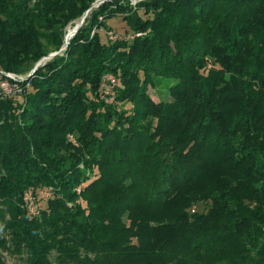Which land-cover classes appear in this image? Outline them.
<instances>
[{
    "label": "trees",
    "instance_id": "obj_1",
    "mask_svg": "<svg viewBox=\"0 0 264 264\" xmlns=\"http://www.w3.org/2000/svg\"><path fill=\"white\" fill-rule=\"evenodd\" d=\"M96 1L0 0V264H264V0Z\"/></svg>",
    "mask_w": 264,
    "mask_h": 264
},
{
    "label": "rangeland",
    "instance_id": "obj_2",
    "mask_svg": "<svg viewBox=\"0 0 264 264\" xmlns=\"http://www.w3.org/2000/svg\"><path fill=\"white\" fill-rule=\"evenodd\" d=\"M134 5H136V3L140 0H130ZM108 24L112 27V30H106V29H100V33L102 35L103 40L107 41L108 38L111 40H116L118 38H121L122 36H126V31L125 28H127L126 23L120 18H113L111 20L108 21ZM130 29V28H128ZM111 36H115L116 39H112ZM128 36V35H127ZM128 38V37H126ZM12 75V74H11ZM29 74H27L28 76ZM105 76H109L111 79H104L105 83H104V96L103 98L105 99V101L108 104L114 103L115 101V97L113 95V86L116 84V80L112 81V79H115L113 77H111L109 74H105ZM12 77H14L13 79H18L19 77H17L16 75H13ZM20 78H24L22 76H20ZM168 83V81H162V82H157L155 87H150V95L153 97V99L155 101H159L160 97H161V92H166V87L165 85ZM105 86H110V90L111 92L109 94H107V92H105ZM16 86L12 85L10 82L6 81V80H0V91H4L5 93H11V92H17L19 90H16ZM108 89V88H107ZM18 99L20 101L23 100V98L21 96H18ZM130 106V105H129ZM72 136L70 135V140H72ZM44 203V202H43ZM42 203V204H43ZM9 262H13L14 259L11 257L7 258Z\"/></svg>",
    "mask_w": 264,
    "mask_h": 264
},
{
    "label": "built area",
    "instance_id": "obj_3",
    "mask_svg": "<svg viewBox=\"0 0 264 264\" xmlns=\"http://www.w3.org/2000/svg\"><path fill=\"white\" fill-rule=\"evenodd\" d=\"M111 37H112V39H116L115 36H111ZM10 76L12 77L13 75L10 74ZM12 78H14V77H12ZM104 79L106 80V79H111V78L109 76H105ZM112 81H115V79H112ZM109 87L105 86V92H107V94H109L111 92ZM44 193L48 197L51 195V192L48 188L44 189ZM26 206H27V208L31 214L37 215L39 213V205L37 204L34 196L29 194V193L26 195Z\"/></svg>",
    "mask_w": 264,
    "mask_h": 264
},
{
    "label": "water",
    "instance_id": "obj_4",
    "mask_svg": "<svg viewBox=\"0 0 264 264\" xmlns=\"http://www.w3.org/2000/svg\"><path fill=\"white\" fill-rule=\"evenodd\" d=\"M105 1H106V0H97V1L93 4V6H99L101 3L105 2ZM93 6H92V7H93ZM88 12H89V11H87V12L84 14V16L82 17L81 21L78 23L77 28H76V32H77L78 29L81 27V25L84 23L85 18H86V16H87ZM70 39H71V38H69L68 36H66V46L63 47L60 51H58V52H54V53H51L50 55H48L47 57H45V58H43L41 61H39V62L37 63V65H36L35 69L33 70V72L38 68L39 65L42 64V61H44V60H46V59H50V58H52V57L58 55L59 53L63 52L65 49H67V47H68V45H69V43H70ZM8 75L10 76V74H8Z\"/></svg>",
    "mask_w": 264,
    "mask_h": 264
},
{
    "label": "bare ground",
    "instance_id": "obj_5",
    "mask_svg": "<svg viewBox=\"0 0 264 264\" xmlns=\"http://www.w3.org/2000/svg\"><path fill=\"white\" fill-rule=\"evenodd\" d=\"M80 21H78L76 24H74V25H72V26L69 27L68 32H67V36L69 38H72L76 34V28H77V25H78V23Z\"/></svg>",
    "mask_w": 264,
    "mask_h": 264
}]
</instances>
